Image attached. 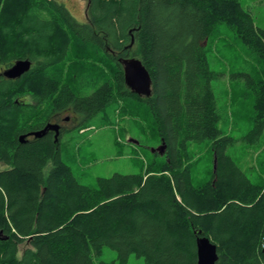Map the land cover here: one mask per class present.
<instances>
[{"label": "trees", "instance_id": "obj_1", "mask_svg": "<svg viewBox=\"0 0 264 264\" xmlns=\"http://www.w3.org/2000/svg\"><path fill=\"white\" fill-rule=\"evenodd\" d=\"M86 16L79 22L62 0H0V264H96L105 246L120 264L131 254L197 264L199 236L217 245L215 264H264V183L229 156L240 138L219 126L213 80L224 73L207 51L225 24L264 63V27L241 0H87ZM128 56L149 70L150 96L127 86L120 59ZM21 59L30 70L4 76ZM232 76L249 87L233 105L246 99L255 110L241 139L259 142L264 68ZM111 105L121 114L115 125L147 116L154 148L165 142L164 158L155 151L145 173L98 177L91 187L64 161L62 134L19 139L62 112H76L80 129L95 118L106 124ZM192 141L211 142L217 159L199 185Z\"/></svg>", "mask_w": 264, "mask_h": 264}, {"label": "rangeland", "instance_id": "obj_2", "mask_svg": "<svg viewBox=\"0 0 264 264\" xmlns=\"http://www.w3.org/2000/svg\"><path fill=\"white\" fill-rule=\"evenodd\" d=\"M62 2L79 22L87 21V0H62ZM241 2L244 7L251 10L256 26L263 28L264 0H241ZM215 38L218 41L213 42V38L211 42L218 47H209L207 51L212 69L224 73L213 80L222 116L219 126L224 134H233V137L240 138V141L229 146L227 151L232 152L230 155L234 160H237L236 162L246 172L250 180L258 184L263 183L264 130L259 142H251L246 138L241 139L254 126L252 123L255 120V110L247 100H244L241 107L239 103L233 105V102L242 100V90L249 87L245 78L233 77L232 73L239 71L261 74L264 63L263 61H251L246 55L242 41L225 24L220 28ZM120 105H125L124 101ZM118 114L120 113L118 111L116 113L114 106L111 105L108 108L106 124H103L100 118H95L88 127L80 129L79 125L67 131L62 138L64 161L71 166L75 175L88 186H96L98 177H111L115 173H145L147 164H150L154 159L152 149L156 145V140L152 137L154 130L149 118L138 116L140 120L132 121L131 124H129V120L122 118L115 125V119L120 117ZM148 116L151 118V114ZM131 137L141 140V142H131L129 141ZM189 149L193 156L191 169L194 183L199 185L209 179L213 171L214 151L209 141H192ZM155 158L161 162L164 157L158 155ZM5 167L4 165L3 168ZM94 260L96 264H100L102 260L120 264L117 251L109 246L103 248L100 258L94 256ZM127 264H147V262L143 256L131 254Z\"/></svg>", "mask_w": 264, "mask_h": 264}, {"label": "water", "instance_id": "obj_3", "mask_svg": "<svg viewBox=\"0 0 264 264\" xmlns=\"http://www.w3.org/2000/svg\"><path fill=\"white\" fill-rule=\"evenodd\" d=\"M120 62L123 65L125 81L127 86L132 92L139 96H150L152 93V76L146 66L138 57H126L121 58ZM32 62L28 59L17 60L10 68L4 71V76L8 78L21 77L24 73L30 70ZM55 131L56 139L60 133V125L57 123H47V125L40 130L32 131L20 136V141L25 142L28 135H34L35 137H42L47 134L48 131ZM131 142L139 143L134 138L129 139ZM157 151L161 155L165 153L166 144L162 142L157 148L152 149ZM217 159H214V171L216 170ZM197 264H215L218 260L217 245L211 241L207 236H199L197 238Z\"/></svg>", "mask_w": 264, "mask_h": 264}, {"label": "flooded vegetation", "instance_id": "obj_4", "mask_svg": "<svg viewBox=\"0 0 264 264\" xmlns=\"http://www.w3.org/2000/svg\"><path fill=\"white\" fill-rule=\"evenodd\" d=\"M78 117V118H77ZM77 121V122H76ZM48 123H57L60 125V133L59 135L61 136L62 134V138L64 136V134L71 130L74 129L76 127H78L81 123L80 117L78 116V114L74 111H70L69 113L67 112H62V114H59L55 117H53V119L49 120ZM62 129V130H61ZM55 131H48L46 135H53L55 137ZM59 137V136H58ZM27 138H34V135H30Z\"/></svg>", "mask_w": 264, "mask_h": 264}, {"label": "bare ground", "instance_id": "obj_5", "mask_svg": "<svg viewBox=\"0 0 264 264\" xmlns=\"http://www.w3.org/2000/svg\"><path fill=\"white\" fill-rule=\"evenodd\" d=\"M249 55H250V54H249ZM249 55H248V56H249ZM128 57H129V56H128ZM130 57H131V56H130ZM132 57H133V56H132ZM252 57H253V56H252ZM125 58H126V57H125ZM253 58H254V57H253ZM251 74H252V73H251ZM253 79H254V77H253ZM251 82H252V81H251ZM239 87L241 88V86H239ZM242 88H243V86H242ZM244 88H245V87H244ZM252 89H253V88H252ZM245 90H246V89H245ZM245 90H244V91H245ZM248 90H249V89H248ZM246 92H247V91H246ZM243 93H244V92H243V90H242V93H241V94H243ZM246 94H247V93H246ZM248 94H249V93H248ZM215 95H216V94H215ZM246 97H247V96H246ZM251 98H253V97H251ZM247 99H248V98H247ZM253 99H254V98H253ZM245 100H246V99H245ZM251 103H253V102H251ZM254 105H255V104H254ZM252 106H253V105H252ZM221 107H222V106H221ZM220 110H221V109H220ZM71 112H72V111H71ZM80 115H81V114H80ZM77 118H78V117H77ZM251 119H252V117H251ZM31 120H32V119H31ZM80 120H81V119H80ZM223 121H224V120H223ZM228 121H229V120H228ZM76 122H77V121H76ZM252 124H254V122H253ZM44 127H45V126H44ZM44 127H43V128H44ZM224 129H225V128H224ZM39 130H40V129H39ZM61 130H62V129H61ZM36 131H37V130H36ZM246 131H247V130H246ZM243 132H245V131H243ZM243 132H242V133H243ZM231 133H232V132H231ZM238 133H240V132H238ZM235 135H236V134H235ZM238 135H239V134H238ZM241 135H242V134H241ZM245 135H246V134H245ZM28 136H29V135H28ZM28 136H27V137H28ZM232 136H233V134H232ZM236 136H237V135H236ZM239 137H240V135H239ZM245 138H246V137H245ZM245 138H244V139H245ZM237 139H238V137H237ZM239 141H240V139H239ZM246 142H247V140H246ZM249 142H250V141H249ZM237 143H238V142H237ZM254 143H255V142H254ZM61 144H62V143H61ZM243 144H244V142H243ZM255 144H256V143H255ZM246 145H248V144L246 143ZM62 146H63V145H62ZM62 146H61V147H62ZM235 146H236V145H235ZM62 149H63V148H62ZM227 149H228V148H227ZM228 153H229V152H228ZM231 153H232V152H231ZM231 153H229V156H230ZM231 156H232V155H231ZM234 161H237V160L235 159ZM237 163H238V162H237ZM240 163H241V162H240ZM246 176H248V175H246ZM263 183H264V182H263ZM207 237H208V236H207ZM197 255H198V254H197Z\"/></svg>", "mask_w": 264, "mask_h": 264}]
</instances>
